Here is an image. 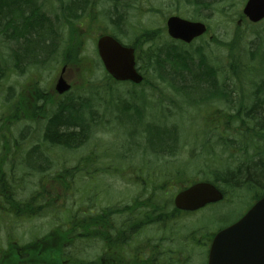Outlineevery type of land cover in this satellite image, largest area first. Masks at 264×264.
I'll return each mask as SVG.
<instances>
[{
  "label": "rangeland",
  "instance_id": "374dc122",
  "mask_svg": "<svg viewBox=\"0 0 264 264\" xmlns=\"http://www.w3.org/2000/svg\"><path fill=\"white\" fill-rule=\"evenodd\" d=\"M31 1L39 18L32 24L35 23V29L38 25L43 30L44 38L41 37L40 44L33 50L29 49V53L21 55L20 66L16 71L11 70L9 75L6 74L0 79V161H4L0 170L7 173L8 166L5 161L9 156L8 164H15L12 168L14 182L19 185L16 189L17 199L36 200L44 194V189L50 192L56 173L66 170L76 172V169L83 172L100 170L101 174L95 178V186H90V178L86 175L64 176L69 179L65 185L67 188L62 187L64 191L55 189L51 194L52 199L57 196L56 201L63 203V213L68 212L65 214L69 216L76 210L73 206L76 200L81 199L80 193L89 191L87 195L90 197L95 194L96 200H99L98 203L102 206L106 205L105 200L110 199L105 193L108 188L111 189L108 192L110 197L115 195L114 190L117 194L127 192V198L121 194L112 198V206L120 201H129L138 190L136 186L130 185L127 176L125 184L114 174L119 173L121 169L138 168V165L142 166L145 162L154 161L158 165L171 163V168L188 167V176L192 180H204L202 177L206 176L207 170L204 169L206 165L202 160L200 149L203 148L200 146L198 135L204 127L217 126L221 129L224 123H229L234 130H250L255 140H261L254 135L256 129H253L251 116L244 113L256 108L259 119L264 120V21L253 25L244 19L239 27L237 26L246 0H220L215 2L218 5L213 6L209 13L204 14L196 13L194 7L188 5L185 0H122V5L118 2L117 10L123 17V22L118 24L111 22L118 17L114 14L116 3L113 0H89L85 12L78 9L75 18L67 19L64 18L63 8L70 0ZM25 11L24 16L30 18L33 10L27 9L26 5ZM218 11L222 12L219 14ZM169 16L200 21L208 28V33L196 40L189 50L194 54V63H197L195 55L199 51V54L205 57L206 63L215 67L220 88L217 91L223 93V97L205 103V108L199 104L198 111L189 106L201 98L204 92L197 93L192 89L189 91L191 97L186 98L182 93L174 92L167 84L157 81L154 73L150 71L147 72V84L142 87L111 85L103 78L102 67L96 54V41L100 35L114 34L123 44L130 45L136 41L140 31L148 30L159 34L162 41L168 42L165 21ZM48 20L51 23H48ZM11 24L12 32L25 33L18 39L11 38L10 33L0 37V64L7 63V66L14 65L10 60L12 50L28 46L31 38L36 37L29 36V29L22 30L25 19L21 22L22 29L17 28L20 23L17 25L16 17L12 18ZM26 24L29 26L30 23ZM49 28L55 33L51 42L57 48L55 55L51 56L47 67H42V64L39 67H27L32 61L43 63L49 50L53 49L49 46L50 41L47 38ZM76 43L82 48L80 55L83 62L79 68L76 63L69 65L65 77L73 86L70 95L77 103H84L76 108L83 111V119L89 125V134L79 148L63 150L60 147H49L43 140L48 115L57 109L52 105L65 100L64 97L56 98L53 93L55 79L63 64V49L69 46L74 54ZM43 46L45 53L41 54ZM190 85L188 84L187 88ZM177 87L181 86H175ZM35 88L40 92L35 91ZM41 90L49 95L48 99L41 98ZM140 93L143 96H138ZM45 102L52 105L47 107ZM126 104L135 105L139 111L132 109L123 114ZM173 127L177 128L173 135L178 137L177 147L182 155L173 158L175 151L172 149L173 152H165L166 156H162L165 159L155 160L156 154L148 143L150 139L155 141V128L170 130ZM259 135L264 138V132ZM261 142L263 143L259 144V149L264 152V141ZM33 147L37 148L42 156L30 157L29 153ZM213 147L219 150L222 145L214 140ZM231 151L236 153L237 149ZM189 154H193L194 160H197L190 165H182ZM221 158L225 165H242L239 160L232 162L234 157L228 153ZM105 169L108 171L105 172ZM262 170L264 171V168ZM130 171L132 170L126 173ZM231 193V190H227L228 202L225 201L212 209V213L207 209L196 215V223L206 225L210 229L209 232L213 233L220 218L225 217L227 222L236 220L247 209L249 202L247 198L242 202H235L233 196L230 197ZM231 200L232 204L229 202ZM57 216L61 218L60 213L56 214ZM56 219L55 221H58V218ZM31 220L37 227L43 221L46 223L41 232L53 227L54 221L51 222L53 219L50 215ZM186 224L189 225V222L186 221ZM1 236L4 237L3 233ZM192 245L191 249L187 248L186 255L181 256L179 263L205 264L206 250Z\"/></svg>",
  "mask_w": 264,
  "mask_h": 264
},
{
  "label": "flooded vegetation",
  "instance_id": "af4514ba",
  "mask_svg": "<svg viewBox=\"0 0 264 264\" xmlns=\"http://www.w3.org/2000/svg\"><path fill=\"white\" fill-rule=\"evenodd\" d=\"M24 5L37 14L31 0ZM128 170L132 171L127 174ZM145 171L150 170L121 169L114 174L125 184L127 176L130 185L138 188L129 201L111 206L112 198L120 194L127 198V192L117 194L112 189L115 195L110 197L108 188L105 193L110 199L100 206L95 194L90 197L86 191L80 194L81 199L73 206L76 210L69 216L63 215L62 202L49 201L46 195L38 201L0 199V264H180L181 256L192 244H202L199 247L208 250L213 237L200 233L198 238L191 230L190 217L214 205L192 212L176 209L173 199L184 186L175 178L151 184L156 178L144 177ZM100 174L88 171L90 186H95ZM231 188L235 202L247 198L248 205L253 206L264 197L263 185L235 184ZM158 202L169 206L157 208ZM58 213L61 218L56 217ZM47 215L53 219V227L41 232L46 223L37 227L31 219ZM197 229L200 232L205 227Z\"/></svg>",
  "mask_w": 264,
  "mask_h": 264
},
{
  "label": "trees",
  "instance_id": "16d2710c",
  "mask_svg": "<svg viewBox=\"0 0 264 264\" xmlns=\"http://www.w3.org/2000/svg\"><path fill=\"white\" fill-rule=\"evenodd\" d=\"M218 1L220 0H185L188 5L194 7L196 13L200 14H204L205 12L209 13L213 6L218 5L215 3ZM11 2L16 6L11 7ZM24 2L25 0H0V37L1 35H7L8 33H10V37L14 39L24 36L25 32L21 34H18V31L11 32V22L9 19L13 17L17 18V25L20 23L19 27L17 26L19 29L23 28L21 27V22L25 19V26L22 30L29 29L30 37H35L36 32L42 33V29L38 25L36 26L38 27V30L35 32V25L32 24V22L36 21V17L34 15H31L30 18H26L24 16L26 13V5H22ZM87 2H89V0H72L71 6L70 1L66 2L63 12L67 14L64 13V18L67 19L75 17L76 11L78 9H81L85 12L88 6ZM113 2L116 3L114 14L118 15V17L111 22L114 24L122 23L123 17L118 14L117 10L118 2L120 5L122 4L120 3L121 0H113ZM218 12L220 14L222 11ZM26 23H30L29 26ZM48 23L51 22L48 20ZM48 31L49 35L47 38L50 41L49 46L51 47L54 45L51 42H53L52 39L55 37V33H52V28H49ZM159 37V34L148 30H142L136 36V41L132 43V46L136 51L137 65L139 66V69L143 70L145 73L148 71L154 73L155 78L160 80L162 83L167 84V86L171 87V89L173 88V91L177 94L182 93L186 98L191 97L189 95V91L192 89L196 90L197 93L204 92L201 98L199 97V99H196L192 102V104H190L189 107L193 110L198 111L199 104L204 106V104L207 102L223 97V93L220 94V92L217 91L220 90V88L217 82L215 67L206 63L205 57L199 54V51H197L198 54L195 55V60H197V63H194V54L189 50L191 45L185 46L182 44H174L170 41L165 42ZM39 44L40 41L37 39V37L31 38L28 46L17 48L14 50L12 56L10 54V60H13L14 64L16 60H18L17 64L19 65L21 61L20 56L29 52V49L33 50ZM234 45L236 44L234 43ZM56 51L57 48L55 46H53L52 50H49L47 62H49L51 56L55 55L54 53ZM80 51H82V48L78 43H76L74 54L71 50V47H64L61 56L62 62L68 66L72 63H76L77 67L80 66L83 62L81 61L82 57L80 55ZM30 64L32 66H36L34 61ZM15 69H17V67L14 65L7 66V63H1L0 79H2L6 74L9 75V72L11 70L15 71ZM104 79L108 82H112V79L107 75H105ZM113 83L116 85L120 84L116 82ZM188 84H191L189 88H187ZM131 86L135 87L132 84ZM175 86L181 87L175 88ZM35 91L38 93L40 92L36 88ZM70 94L65 97L66 100L56 105L57 109L53 112V114L48 115L46 123L47 127L43 142L49 147H60L62 149L75 150L80 147V144L82 146L88 137L89 125L83 119V111L76 108V106L84 105V103H77L76 99ZM69 95L70 97H68ZM138 96L143 95L140 93ZM132 98L136 99L134 96H132ZM45 104L47 107L52 105L49 102H45ZM132 109L139 111L135 105L133 106L132 104H126L123 114L130 112ZM244 115L251 116L253 129H256L254 131V135L260 137L261 140H255L253 135L250 134V130H234L229 123H224L221 129L217 126H214L216 128L204 127L203 129H200L198 135L200 136V146L203 148L200 150L209 154L207 158L203 159L206 165L204 169L207 170L205 173L206 176L204 178L208 177L209 182L224 186H232L235 184H256L258 186H264V171L262 170L264 168V152L259 149V144L263 143L261 141H264V138L259 135L260 133L263 134L264 132V120L262 118L259 119L258 110L256 108H252V111H249L248 113L246 112ZM138 117L140 119V116ZM174 131H177L176 127H173L170 130L155 128V137H153L155 141H152L151 139L148 141V143H150V149L154 151V153H157V155H161L165 152H173L172 149L177 152V146L179 145V142L176 141V138L178 137L173 135ZM168 133H170V135H168ZM226 135L228 136L226 137ZM171 136H173L172 139ZM214 140L215 143L217 141L219 145H222L219 150L214 149ZM234 149H237L236 153L231 151ZM250 151L252 153H250ZM226 153H228L231 157H234L232 162L239 160L242 162V165L240 167L235 166V163L225 165L221 156ZM39 155L42 156L41 153L37 151V148L33 147L30 150V157H39ZM190 160L192 161V159ZM196 160L193 158L194 162ZM46 161L49 163L47 159ZM1 167L2 162H0V168ZM12 168L13 167L11 166L7 169L8 175H12L14 173ZM220 169L222 171H220ZM0 179L1 184H6L8 189L9 179L6 178V175L2 169L0 170ZM151 182L156 183L155 181ZM0 192L6 194V190L3 189V186H1ZM3 198L10 200L13 199V197L10 195H7ZM162 206H169V203L162 204L161 202H158L157 208Z\"/></svg>",
  "mask_w": 264,
  "mask_h": 264
},
{
  "label": "water",
  "instance_id": "95a60500",
  "mask_svg": "<svg viewBox=\"0 0 264 264\" xmlns=\"http://www.w3.org/2000/svg\"><path fill=\"white\" fill-rule=\"evenodd\" d=\"M244 16L251 23L264 19V0H247ZM167 34L186 44L206 32L200 22H190L177 16L166 21ZM106 72L116 81L142 82L135 68L134 50L122 46L109 35L101 36L96 44ZM64 68L56 81L55 91L63 94L70 84L63 77ZM222 199V194L209 183H197L180 192L174 200L180 210H196ZM207 264H264V198L258 201L237 223L218 232L211 244Z\"/></svg>",
  "mask_w": 264,
  "mask_h": 264
}]
</instances>
